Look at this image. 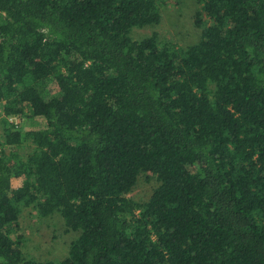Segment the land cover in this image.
Returning a JSON list of instances; mask_svg holds the SVG:
<instances>
[{
	"label": "trees",
	"instance_id": "trees-1",
	"mask_svg": "<svg viewBox=\"0 0 264 264\" xmlns=\"http://www.w3.org/2000/svg\"><path fill=\"white\" fill-rule=\"evenodd\" d=\"M196 3L180 46L132 37L165 0H0V264H264V0ZM26 209L64 259L24 256Z\"/></svg>",
	"mask_w": 264,
	"mask_h": 264
},
{
	"label": "rangeland",
	"instance_id": "rangeland-1",
	"mask_svg": "<svg viewBox=\"0 0 264 264\" xmlns=\"http://www.w3.org/2000/svg\"><path fill=\"white\" fill-rule=\"evenodd\" d=\"M196 0H165L162 7L161 24L155 28L134 29L132 37L141 39L157 33L161 40L180 46H191L200 40V30L194 26ZM52 93L57 92L50 86ZM56 91V92H55ZM35 124V123H34ZM44 124L41 123V126ZM154 178L139 179L130 197L138 202L147 201L156 186ZM20 230L24 241L21 250L26 258L37 261H60L68 255L69 247L77 237L76 232H67L59 214L41 218L33 209L21 212Z\"/></svg>",
	"mask_w": 264,
	"mask_h": 264
}]
</instances>
